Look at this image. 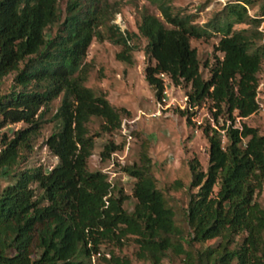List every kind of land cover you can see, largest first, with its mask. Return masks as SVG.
Wrapping results in <instances>:
<instances>
[{
  "label": "trees",
  "instance_id": "trees-1",
  "mask_svg": "<svg viewBox=\"0 0 264 264\" xmlns=\"http://www.w3.org/2000/svg\"><path fill=\"white\" fill-rule=\"evenodd\" d=\"M148 1L162 15L145 8L138 23L150 59L145 76L156 95L162 96L168 75L191 84L188 109L210 99L216 121L221 113L231 119L204 128L209 164L204 170L197 157L190 161L191 188L197 190L185 210L186 225L158 186L147 151L138 163L124 166L135 178L133 210L124 206L129 195L106 171L89 168L95 146L89 121L102 117L105 130L122 123L120 109L86 84L88 49L95 37L104 38L99 27L118 9L102 0H69L64 17L60 0H0V81L16 71L11 90L0 95V131L27 124L2 136L0 169L9 179L0 189V264H131L129 257L101 253L105 241L123 243L128 236L137 241L139 257L152 264L171 255L181 256V264H264V205L256 197L264 188V134L245 121L235 123L260 109L264 34L259 17L249 13L253 0L228 1L205 24L175 10L173 0ZM110 29V38L125 46L118 57L131 60L135 33L118 22ZM215 33L221 34L215 49L223 56L206 78L191 38ZM60 94L51 118L57 127L45 141L57 164L17 169L21 151L32 146ZM117 147L107 143L102 154L110 156Z\"/></svg>",
  "mask_w": 264,
  "mask_h": 264
},
{
  "label": "rangeland",
  "instance_id": "rangeland-1",
  "mask_svg": "<svg viewBox=\"0 0 264 264\" xmlns=\"http://www.w3.org/2000/svg\"><path fill=\"white\" fill-rule=\"evenodd\" d=\"M231 0H173L175 10L195 15L196 22L205 24L219 13L225 4ZM69 0H60L64 17L66 16ZM111 8L118 9L117 14L99 29L104 38L95 37L88 49L86 60L90 64L89 77L86 84L97 94L106 95L111 103L121 111V126L112 130H105L100 116H93L88 123L89 133L94 137L95 146L89 158L91 170H102L108 173L109 179L117 189L122 188L128 198L124 206L133 210L137 202L133 194L135 178L124 170V166L138 163L141 153L147 151L152 160V168L158 179V186L164 191L169 202L175 207L178 220L184 226L185 210L189 204L192 170L190 161L197 157L204 170L209 164V140L204 131L205 126L219 127L225 120L231 122L225 113L219 115V121L214 118L212 101L206 99L201 105L188 109V93L190 83H175L168 75H164L165 89L161 97L156 95V89L150 85L145 76V70L150 63L146 53L147 39L139 33L138 23L142 18V11L148 8L151 12L162 17L158 7L148 0H102ZM249 13L259 17V29L264 34V0H253L248 4ZM118 22L122 28L134 32L130 44L131 60L118 57L117 53L125 46L114 42L110 35L111 23ZM54 25L51 30H57ZM248 24L238 23L236 27ZM221 34L215 33L210 37H192L191 43L197 48L201 59L204 77L210 76V68L217 57L223 52L215 47ZM16 71L7 74L0 81V95L9 92L14 83ZM258 99L260 109L256 113L241 119L237 117L235 123L241 125L245 121L257 126L264 134V61L259 72ZM62 94L55 98L45 114V121L37 136L32 139V146L21 151L16 165L17 169L42 165L52 168L58 162V157L46 145L47 137L56 129L57 120H51L62 101ZM188 109V110H187ZM185 111V113L183 112ZM189 114L192 116L188 120ZM23 121L11 124L0 131V152L4 144L3 133L13 136L14 130L24 127ZM227 139L224 140L226 143ZM118 145L111 151L110 156H104L102 151L107 143ZM9 177L0 169V189L8 182ZM217 187L215 191H217ZM256 197L264 205V188L258 190ZM211 242H214L212 240ZM139 245L134 236H128L123 243L105 241L101 245V253L110 257L111 253L126 256L131 264H152L151 260L138 255ZM101 255L93 257L98 263ZM181 256L164 257L161 264H181Z\"/></svg>",
  "mask_w": 264,
  "mask_h": 264
}]
</instances>
